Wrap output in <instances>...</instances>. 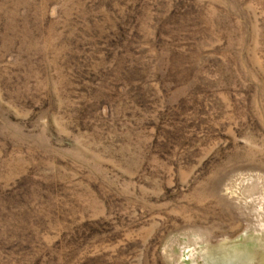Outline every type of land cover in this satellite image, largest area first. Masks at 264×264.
I'll use <instances>...</instances> for the list:
<instances>
[{
  "label": "rangeland",
  "instance_id": "obj_1",
  "mask_svg": "<svg viewBox=\"0 0 264 264\" xmlns=\"http://www.w3.org/2000/svg\"><path fill=\"white\" fill-rule=\"evenodd\" d=\"M0 264H264V0H0Z\"/></svg>",
  "mask_w": 264,
  "mask_h": 264
}]
</instances>
